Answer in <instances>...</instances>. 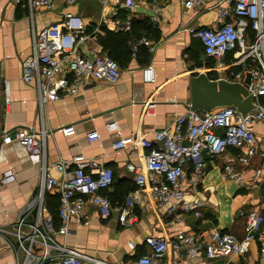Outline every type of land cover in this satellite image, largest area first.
<instances>
[{
  "label": "built area",
  "instance_id": "obj_1",
  "mask_svg": "<svg viewBox=\"0 0 264 264\" xmlns=\"http://www.w3.org/2000/svg\"><path fill=\"white\" fill-rule=\"evenodd\" d=\"M15 1L30 8H51L55 3V0ZM66 1L73 3L79 0ZM98 1L108 9L103 10L100 23L119 31L132 29L129 13L135 11L137 0ZM180 1L186 10L196 8L214 13L215 25L184 29L200 40L204 55L212 62L204 72L214 80L241 83L252 96L253 108L246 113L235 105L219 106L210 111L188 108L175 117L171 127L155 130L152 138L127 140L120 137L115 141V149L137 144L146 150L139 163L126 164L138 189L131 191L117 208V220L125 226L135 222L137 192L147 185L157 205L165 207L167 223L172 227L184 226L187 215H201L202 206L201 201L183 200L184 181L200 182L210 160L235 148L239 153L224 161L221 174L225 179L242 182L245 179L242 167L249 166L251 158L258 152L254 125L264 123V0ZM151 3L155 11L152 19L159 21L161 5L158 0H151ZM99 32V27L88 32L84 18L74 13L66 14L62 21L40 31L33 30L31 52L22 63V79L36 89L41 108L50 101L77 95L96 82H119L122 76L119 63L98 46H91ZM159 42L142 36L133 39L130 46L132 53L136 54L144 47L154 50ZM84 46H87V52H82ZM142 72L145 82H155V69L151 64L143 67ZM247 74L251 75L249 84L245 82ZM2 96L7 109L12 102L8 80L4 81ZM155 105L154 100H147L144 103L146 114H154ZM106 128L119 131L116 121L109 122ZM65 132L72 134L74 128L69 126ZM0 133V147L19 143L26 149L31 162L41 170L35 207L24 210L13 230L0 227L5 235L15 238L18 249L24 252L21 260L17 250L16 264L103 262L59 242L57 238L66 237L71 224H81L86 220L89 204L98 209L101 218L112 216L114 208L105 192L115 181L113 168L100 165L82 154L71 160L61 158L51 167L45 154L44 129L37 132L31 127H3ZM87 137L91 141L98 140L99 134L91 131ZM52 168L59 176L52 174ZM262 174L263 169L256 168L250 181L256 183ZM16 177V173L8 169L1 182L9 184ZM49 193L59 196L58 224L46 201ZM239 214L245 217V233L241 239L218 227L197 233L181 229L171 237L150 234L144 238L145 252L130 264H200L186 261L202 254V264H214L212 260L217 258L245 255L253 242L259 244V259L264 264L262 216L257 210H242ZM128 244L135 249L133 242Z\"/></svg>",
  "mask_w": 264,
  "mask_h": 264
},
{
  "label": "crops",
  "instance_id": "obj_2",
  "mask_svg": "<svg viewBox=\"0 0 264 264\" xmlns=\"http://www.w3.org/2000/svg\"><path fill=\"white\" fill-rule=\"evenodd\" d=\"M137 1L135 11L129 13L132 26L135 25L134 20L148 19L152 24L151 30L141 31L140 37L160 40L157 47L151 51L144 47L136 54L131 53L128 60L120 59L122 76L118 83L99 81L88 85L77 95L50 101L42 108L36 89L22 79V63L31 52L33 30L40 31L62 21L66 14L74 13L84 18L88 32L100 28L95 41L91 42L92 47L98 46L103 50L100 37L105 36L108 30L127 34L130 44L135 39L132 36L136 35L133 34V28L119 31L100 23L103 10L108 9H104L98 0L73 3L55 0L51 8H30L15 0L0 2V76L9 81L12 98L6 109L1 91V128L31 127L37 132L44 129L45 154L51 167L61 158L71 160L82 154L93 158L100 165L112 167L115 172V181L105 192L114 208L112 216L101 218L98 209L89 204L86 207V220L81 224H71L68 235L57 238L59 242L103 261H85L84 264H130L145 252L144 238L147 235L171 237L181 229L197 233L218 227L241 239L245 233V217L239 214L242 210H257L262 216L260 226H264L262 122L254 125L258 152L251 158L249 166L242 167L245 177L242 182L225 179L221 174L224 161L233 159L239 153L235 148L210 160L200 182L184 181L183 200L202 202L199 217L189 214L184 226H170L165 207L157 205L147 185L137 192L135 222L125 226L117 220V208L125 202L131 191L138 189L134 175L126 169V164L139 163L146 150L137 144L115 149L113 143L120 137L127 140L152 138L155 130L171 127L175 117L189 108L190 77L204 72L208 59L203 50H199L203 62H198L193 44L200 43V40L184 27L215 25L214 13L196 8L186 10L180 0H158L161 5L159 21H154L152 17L155 11L151 0ZM109 23L112 26L110 19ZM82 52H87V46L82 47ZM149 64L155 69L154 83L143 80L142 68ZM147 100L156 102L154 114H146L144 103ZM113 121L118 124V132L106 128ZM69 126L74 128L72 134L65 132ZM91 131L98 132V140L91 141L87 137ZM256 168L263 169V174L253 183L250 178ZM8 169H12L17 177L14 182L3 184V173ZM51 172L59 176L55 169L52 168ZM40 174V167L31 162L26 149L19 143L12 142L0 147V227L13 230L24 210L35 207ZM33 213H30L31 218ZM129 242L135 244V249L129 247ZM17 250L22 260L24 252L18 249L15 238L0 231V264H16ZM186 262L202 264L203 254ZM212 262L263 264L256 242L251 243L249 251L243 256L222 257Z\"/></svg>",
  "mask_w": 264,
  "mask_h": 264
},
{
  "label": "water",
  "instance_id": "obj_3",
  "mask_svg": "<svg viewBox=\"0 0 264 264\" xmlns=\"http://www.w3.org/2000/svg\"><path fill=\"white\" fill-rule=\"evenodd\" d=\"M251 75L247 74L246 84L250 83ZM4 79L0 76V129H1V91ZM191 102L189 108L192 110L210 111L224 105H235L242 113L253 108L252 96L246 88L238 82L225 79L214 80L206 72L193 74L190 77ZM1 137V133H0Z\"/></svg>",
  "mask_w": 264,
  "mask_h": 264
},
{
  "label": "trees",
  "instance_id": "obj_4",
  "mask_svg": "<svg viewBox=\"0 0 264 264\" xmlns=\"http://www.w3.org/2000/svg\"><path fill=\"white\" fill-rule=\"evenodd\" d=\"M135 25L133 28V38H139L142 34L140 32L150 31L152 24L148 19L134 20ZM129 36L122 32L107 31L105 36L100 37V43L103 45V49L108 52V54L115 59L118 63L120 59H129L132 53L131 46L129 43ZM200 50H203L201 42L199 43ZM195 50V49H194ZM142 55L145 54L144 51L141 52ZM212 62L207 60V65H211ZM46 201L51 213L54 215L55 220L58 224L57 207L59 203V196L47 194Z\"/></svg>",
  "mask_w": 264,
  "mask_h": 264
},
{
  "label": "rangeland",
  "instance_id": "obj_5",
  "mask_svg": "<svg viewBox=\"0 0 264 264\" xmlns=\"http://www.w3.org/2000/svg\"><path fill=\"white\" fill-rule=\"evenodd\" d=\"M193 45H194V47H195L194 53L197 55V58L199 59L198 62H199V63H202L203 61H202V59L200 58V55H199V50H200L199 43H194ZM103 52H104V53H108V52L105 51L104 49H103ZM37 189H38V188H37ZM37 193H38V191H37ZM35 196H37V194H36Z\"/></svg>",
  "mask_w": 264,
  "mask_h": 264
}]
</instances>
